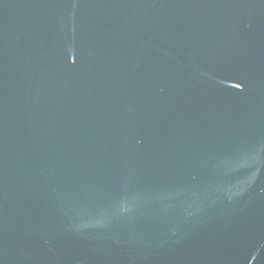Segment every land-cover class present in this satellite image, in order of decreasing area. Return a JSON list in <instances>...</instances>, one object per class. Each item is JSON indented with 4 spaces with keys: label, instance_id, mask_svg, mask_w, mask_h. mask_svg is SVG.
Wrapping results in <instances>:
<instances>
[{
    "label": "water",
    "instance_id": "1",
    "mask_svg": "<svg viewBox=\"0 0 264 264\" xmlns=\"http://www.w3.org/2000/svg\"><path fill=\"white\" fill-rule=\"evenodd\" d=\"M0 264H264V0H0Z\"/></svg>",
    "mask_w": 264,
    "mask_h": 264
}]
</instances>
